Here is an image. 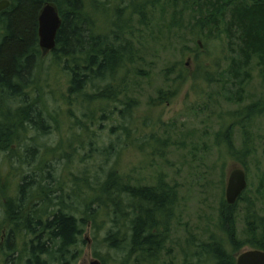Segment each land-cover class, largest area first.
<instances>
[{"label": "trees", "instance_id": "1", "mask_svg": "<svg viewBox=\"0 0 264 264\" xmlns=\"http://www.w3.org/2000/svg\"><path fill=\"white\" fill-rule=\"evenodd\" d=\"M10 1L11 8L0 14V100H20L22 106L18 110H0V152L12 155V143L19 142L14 135L17 126L21 130L33 129L41 136L48 133V122L42 111L27 99L36 92L32 77L43 58L39 46L38 14L43 5L53 3L59 10L63 24L52 53L55 65L61 60L68 63L65 69H68L70 76L69 98L81 100L80 105L92 111V106L116 104L121 101L122 95H126L122 101L124 108L118 109L120 125L112 128V131H123L117 138V144L109 143L100 149H92L99 151L107 160L136 146L149 151L150 155L162 156L173 143L169 137L160 140L153 133H139L137 136L138 128H133L137 100L126 94L127 88L124 89L131 67L143 57H139L140 50L126 38L132 36L129 31L130 16L133 13L143 15L144 6H155L158 0H132L124 8L130 9L127 17H123L122 13L115 15V18L117 15L119 17L109 30L111 35L96 33L98 18L89 13L83 0ZM119 1L106 0L117 6ZM169 4L174 12L173 20L178 13L182 17L189 13V19H193L192 33L197 30L201 32L198 38L204 41L205 52L202 58H197V61H201V70L195 79L201 77L207 84L216 81L224 83L216 96L229 106L242 102L253 71L264 84V0H169ZM99 11L107 15L104 6ZM140 24L145 26L141 21ZM221 44L230 50L228 63H225L227 56L223 58L222 51L218 53ZM224 64L226 68L221 74L218 71ZM183 70H180L176 82L182 83L186 78V70ZM179 88L180 85L176 84L169 92L159 90V100L168 101ZM263 116L264 97L228 110L224 115L219 113L221 127L215 135V144L220 153L240 162L253 154ZM236 131L241 137L239 148L235 145ZM72 144L73 141L69 143L70 146ZM88 145L93 146V142ZM35 149L33 145L25 147L28 157L36 154ZM23 162L27 163L25 160ZM117 172V169L111 168L108 172L104 171L102 176H93V182L88 175L76 178L79 182L71 188L69 201L56 178L53 179L55 182L48 180L52 178L49 174L40 178L37 172L23 176L17 186L16 197H8L5 201L6 218L14 227L7 235V251H4L2 264H74L80 255L75 247L79 245L89 222L100 229L103 219L108 217L112 227L104 241L110 248L125 252L129 259H136L135 264H160L162 255L167 253L170 226L178 204L177 187L171 186L163 178H158L155 185H132ZM79 184L88 187L93 196L80 201L78 198H81L82 191ZM55 188H58L59 196L54 192ZM245 195L246 192L235 205H229L224 200L220 206L221 225L236 250L241 249V243L235 240V210L245 200ZM27 200L32 205L24 212ZM48 209L51 210L48 212ZM79 212H83V217L78 216ZM247 225L252 235L261 231L258 238L251 236L248 243L264 251V218L250 212ZM18 231L30 238L25 251L23 248H13ZM200 253L207 255L213 264H236V257L226 250L220 239L213 238Z\"/></svg>", "mask_w": 264, "mask_h": 264}, {"label": "rangeland", "instance_id": "2", "mask_svg": "<svg viewBox=\"0 0 264 264\" xmlns=\"http://www.w3.org/2000/svg\"><path fill=\"white\" fill-rule=\"evenodd\" d=\"M83 1L89 13L98 18L96 33L111 35L109 30L119 17L117 15L115 18V15L122 13L123 17H127L130 9L124 8L132 0H121L118 6L106 0ZM98 1L104 3L99 4ZM103 6L107 9V15L99 11ZM144 7L143 15L133 13L130 16L129 31L132 36L126 38L133 42L136 49L142 50L139 57H143L137 58L131 67L124 89L127 88L126 94L137 100L133 125L135 130L138 128L137 136L139 133H153L160 140L169 137L173 144L162 156L150 155L149 151L136 146L108 160L102 157L99 151L92 148L115 144L118 136L123 134L122 130L112 131V128L120 125L118 109L124 108L122 101L126 95L121 96L119 103L92 106V111H89L88 107L80 105L81 100L69 98L70 76L68 69H65L68 63L61 60L55 65L53 53L45 54L32 77L36 92L27 102L37 105L42 111L48 122V133L41 136L33 129L21 130L17 126L14 135L19 142L12 143V155L0 152V264L4 260V251H7V235L14 227L5 215L6 198L16 197L17 186L23 176H29L32 172H37L39 178L49 174L52 178L48 180L51 182L56 178L68 201L71 188L79 182L76 178L88 175L93 182V176H102L104 171L108 172L111 168L117 169V173L132 185H155L158 178H163L171 186L177 187L178 204L170 226L167 253L162 255L160 264H213L207 255L200 253L213 238L220 239L226 250L236 258L247 250L255 249L248 240L252 239L251 236L258 238L261 231L250 234L247 217L254 212L256 216L264 218V116L259 125L260 133L256 136V149L242 162L221 154L215 144V135L221 127L219 113L224 115L228 110L264 97V84L253 71L242 102L231 106L225 104L216 96L224 83L216 81L207 84L201 77L195 79L201 70V61H197V58H202L205 48L204 41L198 38L200 30L192 33L193 19H189V13H185L184 17L178 13L173 20L174 12L169 0H158L155 6ZM1 36L0 31V40ZM221 51L223 58L227 56L225 63H228L230 50L221 44L218 53ZM184 64L186 71L183 70ZM225 68L226 64L218 72L222 74ZM180 70L187 73L182 83L176 82ZM176 84L180 85L179 91L168 101H160L158 91L169 92ZM19 102L0 100V110H18L22 106ZM236 133L235 145L239 148L241 137L239 132ZM72 141L74 144L70 146ZM90 142H93L91 147L88 145ZM29 145L36 148L33 157H28L25 151ZM116 147L120 148L118 145ZM235 168L244 169L248 181L245 200L235 210L233 227L235 240L241 243L240 250L233 247L220 222V206L226 200L229 175ZM79 185L82 191L81 198H78L80 201L93 196L88 187ZM54 192L60 195L58 188ZM31 205L27 200L24 212ZM17 216L20 218V214ZM78 216L83 217V212H79ZM103 220L100 229L93 222H89L85 228L79 245L75 247L80 255L74 264H135L136 259H129L125 252L114 250L105 243L112 224L109 217ZM29 240L25 233L18 231L13 248H23L25 251L29 247Z\"/></svg>", "mask_w": 264, "mask_h": 264}, {"label": "water", "instance_id": "3", "mask_svg": "<svg viewBox=\"0 0 264 264\" xmlns=\"http://www.w3.org/2000/svg\"><path fill=\"white\" fill-rule=\"evenodd\" d=\"M10 6L9 0L0 2V12ZM39 46L43 56L55 50L57 35L62 27V20L56 6L47 3L43 7L39 18ZM248 187L247 175L244 169L235 168L229 175L226 187V201L229 205H235ZM236 264H264V251L251 249L241 253L237 257Z\"/></svg>", "mask_w": 264, "mask_h": 264}, {"label": "flooded vegetation", "instance_id": "4", "mask_svg": "<svg viewBox=\"0 0 264 264\" xmlns=\"http://www.w3.org/2000/svg\"><path fill=\"white\" fill-rule=\"evenodd\" d=\"M11 6H12V2H11V4H10V6H9L8 8H6V9L2 10V11L0 12V14H2L4 11L8 10L9 8H11ZM43 6H44V5H43ZM42 8H43V7H42ZM42 8H41V10H42ZM41 10H40V12H41ZM40 12H39V14H40ZM39 14H38V16H39Z\"/></svg>", "mask_w": 264, "mask_h": 264}]
</instances>
